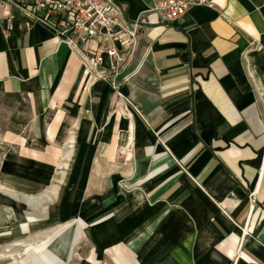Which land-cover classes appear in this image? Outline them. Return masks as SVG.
<instances>
[{
    "label": "crops",
    "instance_id": "0c3cea01",
    "mask_svg": "<svg viewBox=\"0 0 264 264\" xmlns=\"http://www.w3.org/2000/svg\"><path fill=\"white\" fill-rule=\"evenodd\" d=\"M116 1L142 19L147 55L120 93L0 5V98L28 99L31 116L0 175L11 156L36 165L9 176L29 202L62 205L15 264H264V0H206L174 24L151 0Z\"/></svg>",
    "mask_w": 264,
    "mask_h": 264
},
{
    "label": "built area",
    "instance_id": "2783aa9c",
    "mask_svg": "<svg viewBox=\"0 0 264 264\" xmlns=\"http://www.w3.org/2000/svg\"><path fill=\"white\" fill-rule=\"evenodd\" d=\"M149 10L161 22H182L206 0H151ZM6 9L19 8L34 22L54 32L61 43L79 57L91 84L104 81L120 93L123 84L140 71L146 53L140 58L142 19L130 21L116 0H0ZM12 16L5 21V37L11 35ZM264 101V93H263Z\"/></svg>",
    "mask_w": 264,
    "mask_h": 264
},
{
    "label": "rangeland",
    "instance_id": "374dc122",
    "mask_svg": "<svg viewBox=\"0 0 264 264\" xmlns=\"http://www.w3.org/2000/svg\"><path fill=\"white\" fill-rule=\"evenodd\" d=\"M16 101H18V103ZM18 109L23 111L24 114L21 115L17 113ZM30 117V103L28 99H23L22 97L17 100L14 98H0V154L3 161L5 156L7 157V155H11L9 153L14 147L13 144L15 142L13 140L14 134L9 130L18 131L20 128L22 129L23 127H26V125L29 124ZM51 117L52 114L47 113V119L49 121L51 120ZM16 124L17 126H15ZM18 125H21V127H18ZM11 160V164H15L16 162L22 164L21 166L25 168L40 169L36 165L22 162L19 163L17 162L18 160L16 161L13 159V156H11ZM13 164L9 166L7 170L8 174L3 172V174L1 173L2 176L0 175V184L3 183V186L0 185V264H15L17 261L20 262L24 257H28L33 249L26 250L25 245L33 240L32 242H35V244L40 247L42 242L36 237L38 232H44L52 226L54 229L62 221V210L59 209L61 203L51 204L49 201L50 199H45L46 202L42 204L41 202L44 198L40 203L29 202L27 199L29 195L31 197L34 196L35 198L38 194L23 193L19 190L21 184H23L24 189L30 183L25 181L22 183V181H16L14 177L9 176L12 171H14L13 169L15 166ZM55 182L58 183L57 181ZM63 194L64 190L60 188L57 195L59 200L62 198ZM57 197L55 196V201L58 200ZM51 199L53 200L54 198ZM23 217L36 219V222L34 224L23 220L24 227H21L19 223ZM46 251L47 250L44 249L39 257H43L44 254L48 261L55 260L51 258L53 256L50 255L49 251ZM16 254L17 258H14L12 255L15 256ZM30 263L31 260L28 261V264ZM71 264H77V261L72 259Z\"/></svg>",
    "mask_w": 264,
    "mask_h": 264
}]
</instances>
